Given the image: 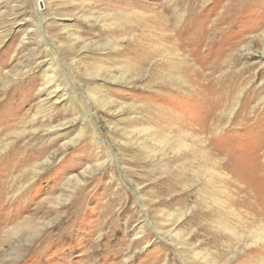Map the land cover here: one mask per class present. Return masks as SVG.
<instances>
[{"label": "rangeland", "instance_id": "obj_1", "mask_svg": "<svg viewBox=\"0 0 264 264\" xmlns=\"http://www.w3.org/2000/svg\"><path fill=\"white\" fill-rule=\"evenodd\" d=\"M263 202L264 0H0V264H264Z\"/></svg>", "mask_w": 264, "mask_h": 264}, {"label": "bare ground", "instance_id": "obj_2", "mask_svg": "<svg viewBox=\"0 0 264 264\" xmlns=\"http://www.w3.org/2000/svg\"><path fill=\"white\" fill-rule=\"evenodd\" d=\"M34 23H35V22H34ZM31 25H32V24H31ZM32 28L36 29V27H34V26H32ZM28 30H30V29H28ZM27 33H30V31H28ZM248 187H249V186H248ZM255 188H256V187H255ZM258 189H259V188H258ZM244 197H245V196H244ZM247 198L249 199L250 197H247ZM250 200H251V199H250ZM263 203H264V202H263ZM254 205H256V204H254ZM54 211H55V210H54ZM256 211H257V213L262 214L260 210H256ZM56 212H58V210H57ZM57 215H58V214H57ZM57 215H56V216H57ZM259 216H260V215H259ZM261 217H262V216H261ZM50 222L53 223V221H50ZM47 224H49V223H47ZM45 225H46V224H45ZM56 225H57V224H56ZM150 225H151V224H150ZM46 226H47V225H46ZM52 227H53V226H52ZM140 227H141V226H140ZM50 228H51V227H50ZM47 229H48V228H47ZM263 231H264V230L262 229V231L258 232V233L256 234V238H257V236L260 237L261 234H263ZM34 232H36V231H34ZM137 232H142V229L139 228V231H137ZM63 233H64V232H63ZM63 233H62V234H63ZM35 234H37V232H36ZM137 234H138V233H135V235H137ZM49 236H50V235H49ZM25 237H26V236H25ZM25 237H24V238H25ZM21 238H22V237H21ZM45 238H46V237H45ZM48 239H49V238H48ZM41 241H42V240H41Z\"/></svg>", "mask_w": 264, "mask_h": 264}]
</instances>
